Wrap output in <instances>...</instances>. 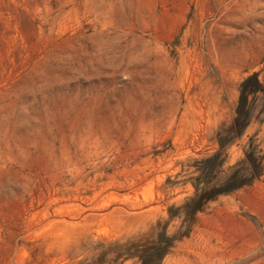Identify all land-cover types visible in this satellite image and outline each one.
I'll return each mask as SVG.
<instances>
[{
	"label": "rangeland",
	"instance_id": "374dc122",
	"mask_svg": "<svg viewBox=\"0 0 264 264\" xmlns=\"http://www.w3.org/2000/svg\"><path fill=\"white\" fill-rule=\"evenodd\" d=\"M252 74L264 0H0V264H264V91L197 180Z\"/></svg>",
	"mask_w": 264,
	"mask_h": 264
},
{
	"label": "trees",
	"instance_id": "16d2710c",
	"mask_svg": "<svg viewBox=\"0 0 264 264\" xmlns=\"http://www.w3.org/2000/svg\"><path fill=\"white\" fill-rule=\"evenodd\" d=\"M238 90L239 97L235 110L234 120L227 128H222L221 131L218 132V145L220 150L211 157L202 160V167L199 169V171H203L202 174L197 177L198 181H203L204 183H207L210 180V178H208V175L213 165L217 162H219V166L222 164L221 160L218 161L220 151L224 149V147H226L227 145H230L234 141V139L239 138L243 134L244 130L249 124V117L245 111L247 97L253 96L258 92L264 91V85L259 81L256 74H252L246 77L240 83ZM250 156V153L246 152V158L249 159ZM251 161L254 163L253 160ZM210 164L211 167L209 168L208 166ZM249 181V177L238 176V170H235L234 172L225 176L217 187L208 190H203L202 193L195 196L194 201H192L191 203L193 205V209L191 211L187 210V217L189 218L190 216H192V214H195L197 211H201L209 201H212L220 195L229 194L235 189L246 185L247 183H249ZM169 239H172V237H170ZM168 242L169 241H166V246L169 245ZM150 260L151 256H147L144 257L141 262L144 264H150Z\"/></svg>",
	"mask_w": 264,
	"mask_h": 264
}]
</instances>
